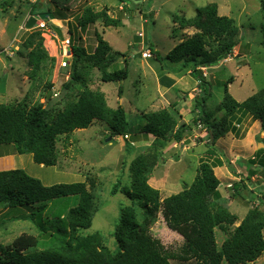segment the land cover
Wrapping results in <instances>:
<instances>
[{
  "label": "trees",
  "instance_id": "obj_1",
  "mask_svg": "<svg viewBox=\"0 0 264 264\" xmlns=\"http://www.w3.org/2000/svg\"><path fill=\"white\" fill-rule=\"evenodd\" d=\"M39 4H42L41 0L30 2V15L40 13ZM55 7L54 11L47 8L51 13L49 18L64 19L71 11L59 5ZM109 10L107 6L94 10L90 5H83L75 13L78 27L85 29L96 22L104 26H121L122 18L111 15ZM171 20L172 27L175 24L176 29L181 31L180 37L170 33L171 37L179 39L178 42L161 59L150 44L149 59L177 63L182 69H189L205 85L207 82L200 68L216 66L232 53L238 43L239 26L232 17L219 14L215 2L197 7L191 17L182 11L174 13ZM47 21L48 18L45 24ZM190 27L195 29L192 34L182 32ZM32 29L25 38L29 49L26 74L32 86L21 99L0 102V146L12 145L14 153H28L35 163L53 166L58 160L57 142L61 136L87 128L94 120L104 122L108 135L123 137L126 145H130L133 138L141 133L152 135L153 141L148 153H140L132 159L129 187L120 189L130 200L137 201L141 210L139 217L133 205L120 207L114 230L118 245L115 252L103 244L99 235L81 232L91 226L95 211L92 192L95 183L91 178L89 187L84 180L46 185L23 168L0 170V205L9 208L8 212L16 207L28 210L11 218L30 219L39 232L38 236L20 234L10 248L0 245V264H171L172 258L182 261L194 259L196 264H245L264 252V208L257 205L250 207L239 220L238 215L222 203L224 197L219 189L220 179L214 171L216 166L222 165L220 158L210 162L208 158L200 157L193 181L165 197H161L159 189L149 183L160 150L168 142L181 141L190 125L184 122L178 125L179 114L174 104L142 112L144 122L132 125L121 104L110 107L104 92L89 86L88 73L94 67L100 69L102 82H122L128 75L124 52L115 53L117 57H123L124 66L109 69L114 51L100 32L95 31L96 43L91 51L82 46L72 47L73 68L64 88L75 90L74 96L68 97L62 107L33 101L34 90L38 86L42 83L46 89L53 86L47 77L51 75L56 58L50 56L44 46L42 28ZM261 31L264 45V25ZM59 60L60 57L57 63ZM157 70L162 72L163 67ZM232 80V76L229 77L224 86V95L218 106L219 117H213L205 110L207 88H201L203 95L195 99L194 108L200 114L192 122L199 120L208 132V141L212 146L206 151L209 157L214 156L215 141L230 131V120L237 112L258 120L260 129L264 130V87L238 101L227 90ZM49 97L50 94L46 99ZM259 141L264 144V136ZM254 153L253 158L246 160L248 167L239 172L247 180L264 167V147ZM229 165L234 167L231 163ZM231 189L234 194L242 196L247 187L241 179L232 182ZM116 191L117 185L111 192ZM69 196H75L73 205L54 211L51 217L43 214L49 202ZM158 213H161L167 228L183 238L177 255L168 252L161 240L150 232L151 223ZM216 229L225 234L220 244L216 241Z\"/></svg>",
  "mask_w": 264,
  "mask_h": 264
},
{
  "label": "rangeland",
  "instance_id": "obj_2",
  "mask_svg": "<svg viewBox=\"0 0 264 264\" xmlns=\"http://www.w3.org/2000/svg\"><path fill=\"white\" fill-rule=\"evenodd\" d=\"M58 1L47 0L39 4L38 9L46 10L50 8L54 11L56 9L54 3ZM107 1L110 2L111 0ZM125 1L129 6L124 5L122 10L114 8L117 12L114 16L126 18L125 25L119 29L113 26H104L101 22H96L82 29L78 27L74 18V20L68 22L67 30L63 29L62 32L60 28L64 23L56 20L59 18L50 20L59 34H56L49 24L42 28L41 35L44 39V46L48 54L56 58L51 75L47 77L53 83V86L46 89L43 87L44 83H42L34 90L33 101L38 100L46 105L62 107L68 97L74 96L75 90L64 88V83L68 79L66 75L71 73L73 62L71 64L70 61V65L65 67H59V62L57 63L61 40L69 35L74 45L82 46L87 51H91L96 43L95 31H98L114 51L109 69L124 66L123 57H117L115 54L117 51L124 52L128 64V75L124 81H117L118 84L115 81L102 82L100 80V69L94 67L88 73L89 86L103 91L110 107L114 108L121 104L126 111L128 121L132 125L142 124L144 122L142 112L170 107L167 102L160 100L161 97L157 93L156 83L158 81L156 79L160 74H165L157 69L162 66L165 72L166 69L171 70L178 66L177 63L167 60H161V62L156 59L151 60L149 57H145L143 52L149 49L151 44L152 48L157 51L158 57L163 58L179 40L171 37L170 33L174 32L179 37L181 36V31L176 29L175 24L172 27L171 15L182 11L187 17H191L195 14L198 6L215 2L219 14L232 17L239 26L238 43L234 46L232 53L218 65L211 68H200L202 77L207 81L205 85L200 83V80L192 75L189 69H182L185 78L182 84L185 95H187L186 103L181 101L182 108H178V110L176 103L173 104L179 114L178 125L184 122L188 123L190 128L183 133L181 141L168 142L160 150L161 154L150 174L149 183L159 189L161 197L176 193L193 181L200 157L208 158L207 160L210 162H216L217 157L221 159L222 165L216 166L214 171L220 179L221 186H219V189L222 190L224 195L222 203L231 212L236 213L239 220L250 207L257 205L264 208V167L258 169L251 180H247L244 174L235 173L233 169L238 167L237 164L240 167H248L246 157H241L244 154L242 149H245L247 144L234 142V138L238 139L240 136H234L235 133L233 132L230 133L232 130L240 131L244 127L254 131L256 129V125H253L254 121L258 123L260 128L258 120L251 118V121L247 122V116L245 114L241 116V112H237L235 118L230 120L232 125L230 131L215 141L216 150L212 157L206 156L207 149L212 147L208 141L206 128L199 120L192 122V119L200 114L198 109L194 108V105L195 99L203 95L201 88L207 87L208 95L205 101V110L212 113L213 117H219L221 112L218 110V106L224 95V86L229 77L232 76L233 80L227 85V90L238 101L244 100L264 87V45L262 44L263 32L261 31L264 25V0ZM0 2H2L0 6V102L7 103L21 99L27 89L32 86L26 74L28 70L27 52L29 49L25 45V38L33 29H26L24 24L18 28V24L13 19L10 21L4 20V18L8 19L14 16L9 11L10 0H0ZM30 2H33V0H19L15 15L20 12L22 5L26 4L29 7ZM83 5H89L88 0H81L74 9L67 12L68 17L75 16V13ZM126 10L128 14H124ZM194 31L195 29L190 27L182 32L192 34ZM138 64L145 65V67L148 65L151 68L155 67L154 73L156 72L157 76L147 75L148 67L146 69L137 66ZM119 87H121L120 94L118 93ZM48 94H50V97L46 99ZM188 106L191 108L189 113L184 110ZM183 116H189L187 118L188 122L183 120ZM239 117L240 119H238ZM237 120L240 128L235 127ZM261 131L254 136V144L251 143V150L257 146L258 142H261L259 140L264 136V130L261 129ZM109 136L106 124L94 120L87 128L76 129L66 136H61L57 142L58 160L56 165H39L33 161L31 154L16 153L13 168H23L46 185L84 180L87 187H89V178H91L95 183L92 188L95 211L91 226L81 232L83 234L99 235L103 244L112 252H115L118 245L114 230L118 222L120 207L133 205L136 207L139 217L141 210L139 203L130 200L120 189L129 187L131 161L136 155L149 152L153 136H146L143 133L138 134L133 138L130 145H126L121 136L108 139ZM259 148L262 147L259 145L255 150ZM0 150L13 152V146L1 145ZM228 161L234 167H230ZM228 170L229 172H227ZM229 173L234 177H238L237 179L233 178V181H241L242 179L243 184L246 185L247 190L243 191L242 196L234 194L231 189L232 182L227 183L231 180L224 181L223 176L227 174L229 176ZM115 185H117V191L112 193L111 190ZM230 194H232V197H229ZM74 203L75 196L56 199L49 202L43 214L51 217L54 211L64 210ZM51 208H53V211ZM25 210L22 207H16L8 212L9 208L0 205L1 246L10 248L13 240L22 233L39 235L38 228L32 220L11 218ZM150 232L161 240L168 252L173 255L180 253L183 238L177 232L167 228L161 213H158L151 223ZM40 238L42 239V237ZM224 238L225 234L216 229L217 243L220 244ZM170 262L171 264H196L194 259L182 261L178 258H172ZM245 264H264V252L254 261Z\"/></svg>",
  "mask_w": 264,
  "mask_h": 264
},
{
  "label": "crops",
  "instance_id": "obj_3",
  "mask_svg": "<svg viewBox=\"0 0 264 264\" xmlns=\"http://www.w3.org/2000/svg\"><path fill=\"white\" fill-rule=\"evenodd\" d=\"M45 1H47V0H41V2H45ZM80 1L81 0H59L58 2H55L54 4L55 5L62 6V7H65L68 10H72V9H74L79 4ZM88 3H89V5L94 10H99V9L103 8L104 6H107L110 9L109 12L113 16H114V14L116 12V10L114 8H116L118 10H122L124 8V5H126V4L128 5V3L125 0H111L110 2H108L107 0H88ZM9 4H10V5H8V6H10L9 7V11L12 12V14H13L14 17L13 18H8V19L7 18H4V20L10 21V20L13 19L14 22L18 24V28H19V27H21L24 24V22L26 21L27 17L30 15L29 14L30 6L27 7L26 4L22 5V7H20L21 8L20 9V12H18V14L15 15V13H16L15 12L16 11L15 9L17 7L16 5H19V0H10V3ZM44 11H47V9L46 10H41L39 12H44ZM124 14H128L127 10L124 12ZM73 18L76 19L75 16H73V17H67V18H64V19H56V20L61 21V22L64 23L62 25V27L60 28V31L61 32H62L63 29H66L67 30V28H68L67 27L68 22L70 20H74ZM38 19H37V21H38ZM50 20H53V19L52 18H48L47 24H49V26L52 28V30L56 34H59L58 30H56L55 27H53V25L51 24L52 22H50ZM125 20H126V18H123L122 17V25L121 26H118L116 28L117 29L122 28L125 25ZM144 21H145V19H144ZM63 27H65V28H63ZM177 42H178V40H177ZM74 46H76V45H74ZM137 66H142V67H144L146 69L148 67V69L146 71V74L147 75L149 74V76L150 75L157 76L156 72L154 73V71L156 70V68H151L150 65H148V66L146 65L147 67H145V65L138 64ZM162 72L165 73V74H163V75L160 74L157 77V79H156L158 81V83H156L157 86L155 85L156 86L157 93L161 97L160 100L161 101H164V102H167L168 105L173 104V103H176V108L178 110V108L179 109L182 108L181 105H180V102L181 101H183V103H186V96H187V95H185V92H184L185 90H184V87H183V84H182L185 81V78H184L183 72H182V68L178 64V66L176 68H172L171 70L170 69H168V70L166 69L165 72H164V70ZM115 82H117V81H115ZM117 84H118V82H117ZM184 110H185V112H188L189 113L191 111V108L188 106V107H185ZM241 116H243L242 113H241ZM246 116H247L246 117L247 122L251 121V117L248 114H246ZM188 117L187 116L186 117L183 116L182 118H184L183 120H185V122H188V120H187ZM253 125L254 126L256 125L255 126L256 129L254 131L249 130L247 127H244L240 131H237V132L236 131H233V130L230 131V133L231 132L235 133V134H233L234 136H238V137L240 136L238 139H235L234 138V140H235L234 142L238 141V142H242L241 144H243V145L247 144L245 146V149H242V151H243L244 154H243V156H241L242 158L243 157H246L245 160L251 159L255 155L254 151H255V148L256 147H254L253 150H251V147H252L251 146L252 145L251 143H253L254 136L258 132H262L261 129L259 128L258 123H256L254 121L253 122ZM235 127L236 128H240L239 122L236 121ZM207 135H208V132H207ZM255 143H257V142H255ZM232 144H233V142H232ZM15 154L16 153H14V151L12 152V151L0 150V170H5V169H11V168H13ZM236 166H238V167L233 169V171L235 170V173L238 174L239 172L244 171V167L243 166L240 167L238 164ZM227 172H229V170ZM227 175H224L223 176V179H224V181L231 180V181H228L227 182L228 184H230L231 182H234L233 181L234 180L233 178H236V179L238 178V177L232 176L231 173H229V176H227ZM220 191L222 193V190L221 189H220ZM222 195H223V193H222Z\"/></svg>",
  "mask_w": 264,
  "mask_h": 264
},
{
  "label": "built area",
  "instance_id": "obj_4",
  "mask_svg": "<svg viewBox=\"0 0 264 264\" xmlns=\"http://www.w3.org/2000/svg\"><path fill=\"white\" fill-rule=\"evenodd\" d=\"M45 25L46 24L44 20H40V21L38 20L36 27L43 28L45 27ZM73 46L74 44L71 42V36L67 35V37L61 40L60 49H59V57H60L59 67H65L70 65V61L73 58V51H72ZM143 55L145 57L151 56L150 50L147 49L145 52H143ZM66 77L69 78V74H67ZM198 126L200 125L198 124Z\"/></svg>",
  "mask_w": 264,
  "mask_h": 264
},
{
  "label": "water",
  "instance_id": "obj_5",
  "mask_svg": "<svg viewBox=\"0 0 264 264\" xmlns=\"http://www.w3.org/2000/svg\"><path fill=\"white\" fill-rule=\"evenodd\" d=\"M51 16V13L49 11H44V12H40L38 15H29L26 19V21L24 22V27L26 29H31L36 27L37 25V19H43L46 20L47 18H49ZM111 138V136L108 137V139ZM261 146L264 147V144L262 142H258L257 146Z\"/></svg>",
  "mask_w": 264,
  "mask_h": 264
}]
</instances>
